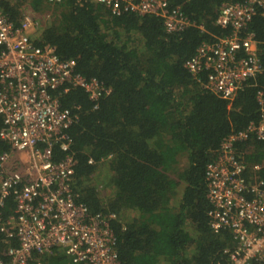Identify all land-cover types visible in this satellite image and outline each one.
Instances as JSON below:
<instances>
[{"label":"trees","instance_id":"trees-1","mask_svg":"<svg viewBox=\"0 0 264 264\" xmlns=\"http://www.w3.org/2000/svg\"><path fill=\"white\" fill-rule=\"evenodd\" d=\"M243 1L188 0L182 10L197 26L174 34L157 17L115 16L92 0L54 6L46 0L0 2L14 26L24 14L49 15L31 36L34 44L53 47L59 59L75 61L79 75L111 90L95 110L80 89L59 101L63 109L79 107L78 120L67 130L72 191L90 214L115 215L109 227L119 264L229 263L236 244L228 230L215 233L209 227L205 170L225 138L260 120L256 96L261 92L264 98V71L229 102L204 88L205 76L197 81L184 63L202 43L229 33L217 24L220 6ZM245 33L254 34L264 67V15L254 16ZM235 148L246 184L264 183V140L250 137ZM9 150L0 140V154ZM53 153L54 160L63 157L58 146ZM101 190L108 191L106 197ZM3 204L6 219L14 202L8 198ZM6 248L0 241L4 262ZM27 264L74 263L56 248L33 255Z\"/></svg>","mask_w":264,"mask_h":264},{"label":"built area","instance_id":"built-area-1","mask_svg":"<svg viewBox=\"0 0 264 264\" xmlns=\"http://www.w3.org/2000/svg\"><path fill=\"white\" fill-rule=\"evenodd\" d=\"M46 1L54 6L64 0ZM92 1L115 16L157 17L167 34L197 26L182 10L188 0ZM258 14L264 15V0L222 4L217 24L229 33L202 43L184 63L197 81L205 76L204 88L226 101L264 71L255 36L245 33ZM42 22L28 13L14 26L0 9V140L10 148L0 154V208L11 197L17 214L9 221L0 216V241L17 245L6 250L9 261L0 259V264H26L31 255L55 248L74 264H119L109 227L115 215L90 214L72 191L74 159L67 130L78 120L79 107L75 112L63 109L59 101L71 89H80L95 110L111 90L79 75L75 61L59 59L53 47H37L31 36ZM198 30L204 32L202 26ZM256 99L260 120L225 138L205 170L209 226L215 233L229 230L236 243L229 264H264V183L246 184L235 148L250 137L264 140L263 94ZM55 146L63 154L60 160H54Z\"/></svg>","mask_w":264,"mask_h":264},{"label":"clouds","instance_id":"clouds-1","mask_svg":"<svg viewBox=\"0 0 264 264\" xmlns=\"http://www.w3.org/2000/svg\"><path fill=\"white\" fill-rule=\"evenodd\" d=\"M46 3H47V1H46ZM48 4V3H47ZM50 5V4H49ZM52 6V5H51ZM49 17L48 15H45L43 18H45V17ZM36 17V16H35ZM74 176V175H73ZM9 198H11V197H9ZM8 199V198H7ZM6 199V200H7ZM206 199H207V197H206ZM207 201H208V199H207ZM14 202V201H13ZM209 203V202H208ZM4 205V204H3ZM210 205V204H209ZM3 207V206H2ZM2 207L0 208V209H2ZM211 208V207H210ZM89 211V210H88ZM90 212V211H89ZM98 214H102V213H98ZM107 214H109V213H107ZM110 214H112V212L110 213ZM93 215V214H92ZM96 215V214H95ZM102 215H105V214H102ZM0 216H1V218L3 219V217H2V215H1V210H0ZM16 216H17V214H16V211H15V202H14V209H13V212H12V215H9L6 219H3V220H10V219H15L16 218ZM207 218H208V221H209V217H208V213H207ZM115 220V219H114ZM113 220V221H114ZM111 223V222H110ZM110 225V224H109ZM210 227V226H209ZM211 229V228H210ZM222 231V230H221ZM229 231V230H228ZM220 232V231H219ZM219 232H217V233H219ZM230 232V231H229ZM231 233V232H230ZM234 241V240H233ZM4 243V242H3ZM12 243H15V245L13 246V248H15V247H17V245H16V242H11V243H5L6 245H7V248H6V250L9 248V247H12ZM236 244V243H235ZM56 249V248H55ZM54 250V249H53ZM52 250V251H53ZM235 250V249H234ZM233 250V251H234ZM232 251V252H233ZM232 252H229L228 254H230V253H232ZM5 253H6V251H5ZM33 255H37V254H33ZM33 255H31L30 256V258H29V260L26 262V264L31 260V258L33 257ZM252 261H255V260H252ZM251 261V262H252ZM6 263V262H5ZM229 264V263H228Z\"/></svg>","mask_w":264,"mask_h":264},{"label":"rangeland","instance_id":"rangeland-1","mask_svg":"<svg viewBox=\"0 0 264 264\" xmlns=\"http://www.w3.org/2000/svg\"><path fill=\"white\" fill-rule=\"evenodd\" d=\"M49 16V15H48ZM36 17L37 18H39L41 21H43L42 23L44 24L45 23V21L43 20V15H36ZM51 17V16H50ZM49 18V17H48ZM47 19V16H46V18H45V20ZM37 32V31H36ZM110 184V183H109ZM106 193H108V191L107 190H101V197L103 196V197H106V196H104Z\"/></svg>","mask_w":264,"mask_h":264},{"label":"crops","instance_id":"crops-1","mask_svg":"<svg viewBox=\"0 0 264 264\" xmlns=\"http://www.w3.org/2000/svg\"><path fill=\"white\" fill-rule=\"evenodd\" d=\"M178 4V3H177Z\"/></svg>","mask_w":264,"mask_h":264}]
</instances>
